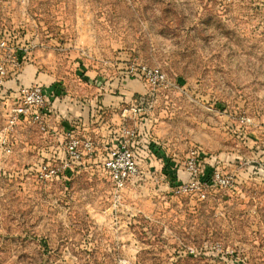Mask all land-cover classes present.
<instances>
[{
	"label": "rangeland",
	"instance_id": "1",
	"mask_svg": "<svg viewBox=\"0 0 264 264\" xmlns=\"http://www.w3.org/2000/svg\"><path fill=\"white\" fill-rule=\"evenodd\" d=\"M10 8L0 26L52 48L30 63L83 107L77 130L96 158L43 180V163L68 159L67 139L28 119L10 126L19 98L0 91V264H264V0ZM131 66L158 68L168 81L152 85ZM126 107L137 109L129 129L170 160L195 149L232 184L202 189L206 198L177 195L163 160L149 155L119 186L102 159L126 135Z\"/></svg>",
	"mask_w": 264,
	"mask_h": 264
},
{
	"label": "built area",
	"instance_id": "2",
	"mask_svg": "<svg viewBox=\"0 0 264 264\" xmlns=\"http://www.w3.org/2000/svg\"><path fill=\"white\" fill-rule=\"evenodd\" d=\"M13 0H0V23L4 20L6 14L10 10ZM20 4H27V0H18ZM225 5L232 4L235 0H222ZM32 36H38L37 29H34ZM52 48L39 43L37 40H31L29 33L24 39L21 35L11 33L9 30L0 26V88L10 84V81L17 79L23 70V67L30 63L35 56L36 51H51ZM106 64H112L107 61ZM129 74L140 75L152 85L166 83L167 75L158 68H148L143 66L138 71L135 66L129 68ZM17 93L19 103L16 113L9 121V125L13 126L22 119H28L35 124L41 131L48 132L53 117L50 109V99L45 92L43 85L35 83L32 85L17 84ZM136 112V107H126L122 113L123 135L124 138L115 147H108L107 153L103 155V163L109 169L114 180L119 186H124L133 176L138 173L137 159L142 156L133 148L134 140L141 137L139 131L129 129L132 112ZM241 122L247 124L250 118L241 116ZM66 137V154L67 158L63 160V165L57 167L52 163H43L40 168L43 180L48 181L60 176L62 170H72L75 163L82 162L85 158L95 159V143L89 137H82L75 128H68L65 131ZM148 138V137H147ZM6 142V140H4ZM203 155L197 150L192 149L186 158L180 162L181 169L189 178L187 181H180L173 187L177 195H190L199 193L202 198H206L208 192L202 189H210L215 187H224L232 184V179L226 177L221 170L220 165L212 167L209 177H206L208 167L202 161ZM229 251V249H227ZM193 251V250H191Z\"/></svg>",
	"mask_w": 264,
	"mask_h": 264
},
{
	"label": "crops",
	"instance_id": "3",
	"mask_svg": "<svg viewBox=\"0 0 264 264\" xmlns=\"http://www.w3.org/2000/svg\"><path fill=\"white\" fill-rule=\"evenodd\" d=\"M237 1L238 0H235L230 5L235 4ZM221 3H222V0L220 1V4ZM36 66L37 65H35L34 62L26 64L22 72L18 76V78L13 79V81H10L9 88L14 90L10 93V95L11 97H15V98L16 96H18V93L16 90L17 84L32 85L35 83H39L43 85V87L45 88V92L50 99V109L53 112L50 130L48 131V133L54 134L56 136L59 135L62 139L63 138L66 139L65 137L66 129L70 127L77 129L79 126L78 124L80 123L79 121H83V119L80 116L84 115L85 113L82 112V113L77 114V111H76V109L81 110V108L83 107L81 105L76 104L77 100L74 103L68 101L67 99L68 97L64 96L65 92L57 88L59 86L60 81L56 82L55 79H53L50 75L39 73L38 68ZM24 120L26 119H22L20 122H23ZM141 137H146V136L141 135ZM65 143H64V148H65ZM173 175L177 176V177L173 176L175 179L182 178L184 180V177H185V174L183 175L182 173H179V172H174ZM182 175L183 177H181Z\"/></svg>",
	"mask_w": 264,
	"mask_h": 264
},
{
	"label": "trees",
	"instance_id": "4",
	"mask_svg": "<svg viewBox=\"0 0 264 264\" xmlns=\"http://www.w3.org/2000/svg\"><path fill=\"white\" fill-rule=\"evenodd\" d=\"M219 1H221V0H219ZM8 88H9V84L0 88V91L4 94H7L11 91V90L9 91ZM134 142L135 143L133 144V148L136 151H138L141 156L148 157L149 155H155V156H157L163 160V162H164V166H163L164 173L166 175H168L170 177V179L172 180V184H171L172 186L179 183L180 181H187L188 180L189 176L186 173H185L184 180L174 178V177H177V176L173 175L174 172L182 173L180 171V168H181V166L179 165L180 163L178 164L175 162L176 159L170 160L169 156H167L166 154H162L160 152V147L155 142L149 140L146 137H139L138 139L134 140ZM144 153H146V154L144 155ZM171 167H173V171H171ZM211 168L212 167H209L208 170L206 171V177H209L211 170H212Z\"/></svg>",
	"mask_w": 264,
	"mask_h": 264
},
{
	"label": "water",
	"instance_id": "5",
	"mask_svg": "<svg viewBox=\"0 0 264 264\" xmlns=\"http://www.w3.org/2000/svg\"><path fill=\"white\" fill-rule=\"evenodd\" d=\"M256 168L261 174H264V162L256 165Z\"/></svg>",
	"mask_w": 264,
	"mask_h": 264
}]
</instances>
